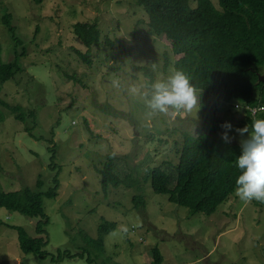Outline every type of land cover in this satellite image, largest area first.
<instances>
[{
  "label": "rangeland",
  "instance_id": "obj_1",
  "mask_svg": "<svg viewBox=\"0 0 264 264\" xmlns=\"http://www.w3.org/2000/svg\"><path fill=\"white\" fill-rule=\"evenodd\" d=\"M5 14L24 53L23 70L0 88L7 104L0 103V191L36 189L39 176L45 191L56 173L59 186L56 197L43 199L44 250L50 256L23 253L12 228L23 226L37 236L39 217L0 207V264H91L88 257L97 251L85 236L95 239L104 219L116 227L105 236L97 264H152L155 247L160 264H264L263 203H246L234 193L210 215L190 214L155 193L147 179V168L176 164L185 133L203 128L221 137V125L229 122L231 142L240 144L247 133L241 137L236 129L248 126L246 106L230 102L202 109L198 100L191 112H153L147 105L151 85L173 74L177 56L167 39L146 32L147 15L134 0H0L1 59L8 62L14 42L2 22ZM77 22L95 23L100 43L86 47L74 33ZM139 67L152 72L149 84ZM15 105L33 116L17 120L9 109ZM216 119L220 126L214 130ZM109 154L117 157L121 176L130 172L138 186L102 190L99 171ZM125 155L130 158L121 160ZM136 194L144 197L143 209L133 206Z\"/></svg>",
  "mask_w": 264,
  "mask_h": 264
},
{
  "label": "trees",
  "instance_id": "obj_2",
  "mask_svg": "<svg viewBox=\"0 0 264 264\" xmlns=\"http://www.w3.org/2000/svg\"><path fill=\"white\" fill-rule=\"evenodd\" d=\"M134 1L147 15L146 32L168 40L171 53L177 56L172 63L174 71L183 72L199 92L200 108L221 107L230 102L247 108L264 107V81H258V74H264V0H217L218 7L212 0H196L194 5L190 4L191 0ZM2 22L13 39L14 56L10 61L3 62L0 45V88L5 81L15 79L23 70L19 59L24 53L17 50L18 41L9 14L2 16ZM74 33L88 48L101 41V31L95 23L77 22ZM78 54L84 62L89 63L86 54L80 51ZM168 65L169 60L165 56V67ZM148 69L144 67L143 72L149 77V84L153 75ZM0 103L7 106L3 100ZM9 109L19 121H25L27 116L34 113L24 111L19 105ZM246 113L245 120L251 130L253 120L250 116L253 115L249 111ZM253 118H264V108ZM3 119L4 115L0 113V121ZM219 126L216 119L213 129L217 130ZM213 134L203 128L197 129L194 134L185 133L176 164L164 161L147 168V179L152 190L167 195L168 201L187 208L190 214L210 215L236 194L235 181L241 174L236 159L241 155V146L233 142L225 143L221 137ZM116 158L112 154L107 155L99 171L104 192L109 185L138 186V179L130 172L121 176ZM127 158L130 156L125 155L120 159ZM42 184L39 176L35 182L36 189L24 186L15 191L1 190L0 207L30 218H40L33 233L37 236L30 235L23 226L12 228L17 233L18 246L23 253L45 260L50 255L44 250L48 242L44 229L48 217L44 212L43 199L57 196V173L53 176L52 186L45 191L41 190ZM132 203L136 209L145 207L141 194L134 195ZM115 227V222L104 219L98 225L95 239L85 236V242L97 251L94 258L88 257L91 264H97L105 254V236ZM150 252L152 264H160L162 256L159 249L155 247ZM60 254L57 258H60ZM55 259L51 257L50 260Z\"/></svg>",
  "mask_w": 264,
  "mask_h": 264
},
{
  "label": "clouds",
  "instance_id": "obj_3",
  "mask_svg": "<svg viewBox=\"0 0 264 264\" xmlns=\"http://www.w3.org/2000/svg\"><path fill=\"white\" fill-rule=\"evenodd\" d=\"M151 88V99L147 100V105L153 112L167 114L170 108L191 112L197 107L196 89L181 71H174L166 80H158ZM132 91L137 92L138 89L133 88ZM221 127L224 129L222 140L230 143L233 139L228 134L232 130L231 123L225 122ZM236 131L241 137L247 133V138L240 141L241 155L236 159L241 174L235 181V193L246 203L252 200L264 203V118L252 121L251 130L245 126ZM121 230L128 232V228L123 225Z\"/></svg>",
  "mask_w": 264,
  "mask_h": 264
},
{
  "label": "bare ground",
  "instance_id": "obj_4",
  "mask_svg": "<svg viewBox=\"0 0 264 264\" xmlns=\"http://www.w3.org/2000/svg\"><path fill=\"white\" fill-rule=\"evenodd\" d=\"M259 75V74H258ZM259 81V80H258ZM232 101V100H231ZM259 105V104H258ZM263 106V105H262ZM264 108V107H263ZM263 108L261 106H249L247 108V112L249 111L250 113H252V115L256 114L257 112H260L263 110ZM247 114V113H246ZM254 117V116H253ZM249 124V123H248ZM54 147V146H53ZM54 168V167H53ZM43 186V185H42ZM14 227V226H13ZM105 236V235H104Z\"/></svg>",
  "mask_w": 264,
  "mask_h": 264
},
{
  "label": "water",
  "instance_id": "obj_5",
  "mask_svg": "<svg viewBox=\"0 0 264 264\" xmlns=\"http://www.w3.org/2000/svg\"><path fill=\"white\" fill-rule=\"evenodd\" d=\"M258 80L259 81H264V74H259L258 75Z\"/></svg>",
  "mask_w": 264,
  "mask_h": 264
}]
</instances>
